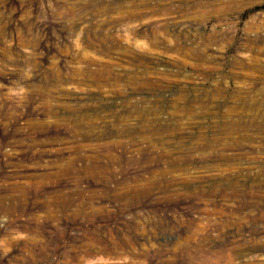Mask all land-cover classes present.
Instances as JSON below:
<instances>
[{
	"label": "rangeland",
	"instance_id": "obj_1",
	"mask_svg": "<svg viewBox=\"0 0 264 264\" xmlns=\"http://www.w3.org/2000/svg\"><path fill=\"white\" fill-rule=\"evenodd\" d=\"M0 264H264V0H0Z\"/></svg>",
	"mask_w": 264,
	"mask_h": 264
},
{
	"label": "bare ground",
	"instance_id": "obj_2",
	"mask_svg": "<svg viewBox=\"0 0 264 264\" xmlns=\"http://www.w3.org/2000/svg\"><path fill=\"white\" fill-rule=\"evenodd\" d=\"M70 162H71V161H70ZM73 162H74V161H73ZM90 166H91V165H90ZM72 167H73V166H72ZM67 168H68V167H67ZM83 168H84V167H83ZM90 168H91V167H90ZM90 168H89V169H90ZM87 169H88V168H87ZM100 169H101V168H100ZM97 170H98V169H97ZM68 171H69V170H68Z\"/></svg>",
	"mask_w": 264,
	"mask_h": 264
}]
</instances>
